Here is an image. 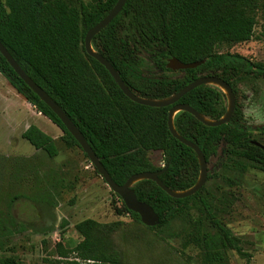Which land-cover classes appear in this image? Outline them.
I'll return each instance as SVG.
<instances>
[{
    "label": "trees",
    "instance_id": "trees-1",
    "mask_svg": "<svg viewBox=\"0 0 264 264\" xmlns=\"http://www.w3.org/2000/svg\"><path fill=\"white\" fill-rule=\"evenodd\" d=\"M94 1L92 5L81 1L75 5L72 0H0V41L73 120L116 184L123 185L134 175L166 167L159 178L167 187L174 191L192 188L200 176V158L172 133L170 110L177 103L188 104L206 118L218 121L228 112L226 93L218 86L202 84L169 106L151 107L129 99L106 67L85 49L88 30L106 17L118 0ZM253 3V0H127L120 14L92 40L94 49L114 65L128 87L146 99L169 98L202 76L216 77L229 84L235 97L230 122L213 126L182 110L176 114L174 125L181 137L199 146L207 164L219 155L223 146L225 171H235L239 176L251 167L264 171V142L258 141L262 146L253 143L257 141L253 138L254 131L245 124L238 102V81L248 75L264 76V68L245 57L228 59L226 54L216 52V47L253 38L257 24ZM137 36L145 45L163 49L160 66L164 71H172L167 64L173 57L183 63L205 62L181 70L186 73L182 77L167 73L143 75L142 60L131 46V40ZM210 66L221 69L206 71ZM0 73L72 143L80 146L1 52ZM22 137L50 157L58 155L54 138L37 125H30ZM150 151H162L164 167L152 163ZM224 179L230 184L236 180L227 173ZM132 188L138 199L148 203L159 216L158 225L148 228L169 226L174 219L185 216L192 202L198 201L217 230L212 234L197 228L188 242L199 247L210 264H226L225 251L230 249L247 255L241 249V239L217 217L216 211L221 207L211 199L205 184L187 197H174L151 179L139 180ZM124 208L142 222L140 215L125 203ZM113 226L91 218L77 223L82 240L72 248L59 243L56 264H81L76 258L92 260V264H122L121 252L109 235ZM0 264L24 263L4 257L0 258Z\"/></svg>",
    "mask_w": 264,
    "mask_h": 264
},
{
    "label": "rangeland",
    "instance_id": "rangeland-1",
    "mask_svg": "<svg viewBox=\"0 0 264 264\" xmlns=\"http://www.w3.org/2000/svg\"><path fill=\"white\" fill-rule=\"evenodd\" d=\"M80 1L86 5L95 2L72 3L78 5ZM253 1L257 20L253 38L218 45L216 52L232 60L245 57L264 68V1ZM131 46L142 60L143 75L186 74L181 70L164 71L160 66L163 49L145 45L140 36L131 40ZM220 69L210 66L206 71ZM238 88L245 124L254 131V139L264 142V76L242 77ZM28 105L1 74L0 124L5 116L14 122L12 111H18L20 118L16 122H32L52 136L58 155L50 157L43 149L32 146L22 137L24 126L17 125L9 131L0 126V258L14 257L24 264H56L59 243L66 248L78 244L82 237L76 224L91 218L114 225L109 235L121 252L122 264H210L203 251L188 242L197 228L212 234L217 230L198 201L192 202L185 216L174 219L169 226L148 228L125 210L123 199L111 190L83 149L48 117ZM149 157L156 167H164L162 151H150ZM225 159L222 146L219 155L208 163L205 186L211 199L221 207L216 211L217 217L241 239V249L247 254L227 250L225 262L264 264V171L251 167L239 176L235 171H225ZM224 173L234 177L235 183H228Z\"/></svg>",
    "mask_w": 264,
    "mask_h": 264
},
{
    "label": "water",
    "instance_id": "water-1",
    "mask_svg": "<svg viewBox=\"0 0 264 264\" xmlns=\"http://www.w3.org/2000/svg\"><path fill=\"white\" fill-rule=\"evenodd\" d=\"M127 0H118L115 4L114 8L110 11V13L104 17L97 25L93 28L88 30L85 36V49L89 55L94 57L97 61H99L106 69L112 74L115 81L117 82L120 89L123 93L132 101L137 102L142 105L151 106V107H164L175 104L179 101L184 95L189 93L195 87L202 85V84H211L218 86L221 84L227 88L228 91L222 90L226 93V95L230 99L229 108L227 114L218 121L210 120L203 116L202 114L198 113L195 109H193L188 104L177 103L175 104L169 113V126L172 133L177 136L181 141H183L186 145L193 148L200 158L201 163V172L198 179V182L190 189L186 191H174L167 187L159 178V176L166 170V167L157 172H142L137 175L131 177L125 184L118 185L116 184L87 139L84 137L82 132L73 122V120L67 115V113L62 109V107L41 87L39 86L17 63L15 58L11 55V53L6 49V47L0 41V52L11 65V67L15 70V72L26 82V84L56 113V115L61 119L63 124L66 126L68 131L72 134V136L76 139L80 147L89 157L91 163L95 166L99 174L104 178L107 185L117 193L124 201L128 209L138 213L141 217V221L147 226H156L159 223V216L155 213L154 209L146 202H142L138 199L135 190L132 186L142 179H151L155 181L162 189H164L167 193L174 197H187L195 194L198 192L202 186L205 184L208 175V164L206 158L202 152V150L197 146L195 143L190 142L183 137H181L175 128L174 120L175 116L179 111L188 110L189 112L193 113L196 117L200 120L204 121L205 123L213 126L222 125L225 123L230 122L233 112L235 110V97L232 92L231 87L222 79L211 77V76H202L193 81L192 83L188 84L184 87L181 91L177 94L161 99V100H154V99H146L139 95H136L125 83L123 78L121 77L120 73L114 67V65L103 55L98 53L93 45L92 40L93 38L100 33L104 28H106L123 10ZM205 61L195 62V63H183L178 58H170L168 60L167 67L177 71V70H185L190 68H196L203 64ZM254 144L258 146H262L261 143L258 141H253Z\"/></svg>",
    "mask_w": 264,
    "mask_h": 264
},
{
    "label": "crops",
    "instance_id": "crops-1",
    "mask_svg": "<svg viewBox=\"0 0 264 264\" xmlns=\"http://www.w3.org/2000/svg\"><path fill=\"white\" fill-rule=\"evenodd\" d=\"M0 76H1V73H0ZM9 86V85H8ZM12 90V89H11ZM13 91V90H12ZM17 91V90H16ZM14 92V91H13ZM20 94V93H19ZM23 96V95H22ZM24 97V96H23ZM30 108H33L32 107V105L30 104V105H28ZM8 108V107H7ZM35 108V107H34ZM11 110V109H10ZM9 109H8V111H10ZM33 110V109H32ZM27 111V110H26ZM34 111V110H33ZM35 112V114L37 115V112L36 111H34ZM12 114H13V117H11V119H13L14 120V122H9L8 121V118H9V116H5L4 118V121L3 120H1L2 121V124H0V126H2V128H4V127H7V131H9V130H11L10 128H16L17 127V125L18 126H20V127H22V126H24L25 128H24V130H23V133L26 131V129L30 126V125H32L31 123L32 122H16L20 117H18V114H19V112L18 111H12ZM25 116H27V114H25ZM35 116V115H34ZM27 120L29 119V118H26Z\"/></svg>",
    "mask_w": 264,
    "mask_h": 264
},
{
    "label": "built area",
    "instance_id": "built-area-1",
    "mask_svg": "<svg viewBox=\"0 0 264 264\" xmlns=\"http://www.w3.org/2000/svg\"><path fill=\"white\" fill-rule=\"evenodd\" d=\"M76 260L81 262V264H92L94 262L92 260H81L80 258H76Z\"/></svg>",
    "mask_w": 264,
    "mask_h": 264
},
{
    "label": "bare ground",
    "instance_id": "bare-ground-1",
    "mask_svg": "<svg viewBox=\"0 0 264 264\" xmlns=\"http://www.w3.org/2000/svg\"><path fill=\"white\" fill-rule=\"evenodd\" d=\"M223 90L228 91L227 88L221 84H218Z\"/></svg>",
    "mask_w": 264,
    "mask_h": 264
}]
</instances>
